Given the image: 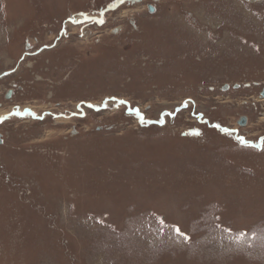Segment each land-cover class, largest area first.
Listing matches in <instances>:
<instances>
[{
    "label": "rangeland",
    "instance_id": "374dc122",
    "mask_svg": "<svg viewBox=\"0 0 264 264\" xmlns=\"http://www.w3.org/2000/svg\"><path fill=\"white\" fill-rule=\"evenodd\" d=\"M262 87L264 0H0V264H264Z\"/></svg>",
    "mask_w": 264,
    "mask_h": 264
},
{
    "label": "water",
    "instance_id": "95a60500",
    "mask_svg": "<svg viewBox=\"0 0 264 264\" xmlns=\"http://www.w3.org/2000/svg\"><path fill=\"white\" fill-rule=\"evenodd\" d=\"M148 10H149L150 12L153 11V8H152L151 5H148ZM9 95H10V94L8 93V94L6 95V98H8ZM260 96H261L262 98H264V89L260 92ZM239 124H240V125H243L244 122L239 121Z\"/></svg>",
    "mask_w": 264,
    "mask_h": 264
},
{
    "label": "flooded vegetation",
    "instance_id": "af4514ba",
    "mask_svg": "<svg viewBox=\"0 0 264 264\" xmlns=\"http://www.w3.org/2000/svg\"><path fill=\"white\" fill-rule=\"evenodd\" d=\"M264 89V87H262L261 91ZM260 91V92H261ZM238 121H241V122H244V123H247V117L246 116H240V118L237 120Z\"/></svg>",
    "mask_w": 264,
    "mask_h": 264
},
{
    "label": "snow or ice",
    "instance_id": "6c2138e0",
    "mask_svg": "<svg viewBox=\"0 0 264 264\" xmlns=\"http://www.w3.org/2000/svg\"><path fill=\"white\" fill-rule=\"evenodd\" d=\"M176 231L179 233V231H180V230H179V229H177ZM180 234L182 235V233H180ZM185 238H186V237H185Z\"/></svg>",
    "mask_w": 264,
    "mask_h": 264
},
{
    "label": "bare ground",
    "instance_id": "6f19581e",
    "mask_svg": "<svg viewBox=\"0 0 264 264\" xmlns=\"http://www.w3.org/2000/svg\"><path fill=\"white\" fill-rule=\"evenodd\" d=\"M58 121V120H57Z\"/></svg>",
    "mask_w": 264,
    "mask_h": 264
}]
</instances>
